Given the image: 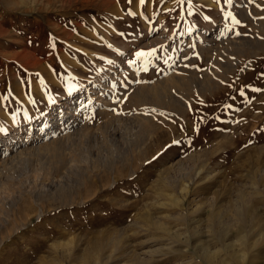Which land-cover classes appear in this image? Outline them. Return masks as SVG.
Segmentation results:
<instances>
[{
	"label": "rangeland",
	"instance_id": "1",
	"mask_svg": "<svg viewBox=\"0 0 264 264\" xmlns=\"http://www.w3.org/2000/svg\"><path fill=\"white\" fill-rule=\"evenodd\" d=\"M262 110L264 0H0V264H264Z\"/></svg>",
	"mask_w": 264,
	"mask_h": 264
},
{
	"label": "bare ground",
	"instance_id": "2",
	"mask_svg": "<svg viewBox=\"0 0 264 264\" xmlns=\"http://www.w3.org/2000/svg\"><path fill=\"white\" fill-rule=\"evenodd\" d=\"M215 42V41H214ZM241 52V51H240ZM185 69V68H184ZM228 73V72H227ZM178 79V78H177ZM178 81V80H177ZM181 81V80H180ZM185 81V80H184ZM187 82V81H186ZM197 83V82H196ZM154 90V89H153ZM224 90V89H223ZM221 91V90H220ZM199 93V92H198ZM203 94V93H202ZM172 98V97H171ZM261 100V99H260ZM58 103H60V101L58 102ZM187 104V103H186ZM189 104V103H188ZM190 107V106H189ZM254 109H256V108H254ZM78 111V110H77ZM263 111V110H262ZM106 112V111H105ZM264 112V111H263ZM78 117V116H77ZM190 123V122H189ZM120 128V127H119ZM122 131V130H121ZM71 132V131H70ZM116 132V131H115ZM113 133V132H112ZM114 134H116V133H114ZM123 134V133H122ZM112 135V134H111ZM105 137V136H104ZM106 138H108V137H106ZM112 138V137H111ZM117 138V137H116ZM68 139V138H67ZM110 139V138H109ZM132 145V144H131ZM3 152H4V154L6 155V151H5V148L3 149ZM12 156V155H11ZM15 156V155H14ZM8 160V159H7ZM108 160V159H107ZM111 160V159H110ZM6 162V161H5ZM9 162V161H8ZM111 162V161H110ZM1 163V162H0ZM6 164V163H5ZM4 165V164H3ZM7 167V166H6ZM201 171V170H200ZM2 174V173H1ZM59 174H60V172H59ZM65 175V174H64ZM43 191V190H42ZM39 192V191H38ZM46 192V191H45ZM49 193V192H48ZM35 194V193H34ZM39 195V194H38ZM37 197H40V196H37ZM40 212H43V208L41 207V209L39 210V213ZM3 239H4V237H3ZM3 239H2V242H4L3 241Z\"/></svg>",
	"mask_w": 264,
	"mask_h": 264
},
{
	"label": "snow or ice",
	"instance_id": "3",
	"mask_svg": "<svg viewBox=\"0 0 264 264\" xmlns=\"http://www.w3.org/2000/svg\"><path fill=\"white\" fill-rule=\"evenodd\" d=\"M138 55H144L143 53H139ZM0 131H2V129H0Z\"/></svg>",
	"mask_w": 264,
	"mask_h": 264
}]
</instances>
